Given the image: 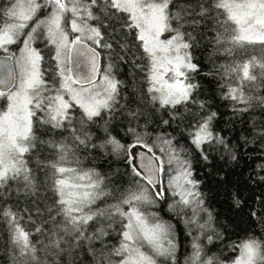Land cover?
Returning a JSON list of instances; mask_svg holds the SVG:
<instances>
[{
    "label": "snow or ice",
    "instance_id": "snow-or-ice-1",
    "mask_svg": "<svg viewBox=\"0 0 264 264\" xmlns=\"http://www.w3.org/2000/svg\"><path fill=\"white\" fill-rule=\"evenodd\" d=\"M220 107L250 126L226 134ZM213 154L250 161L215 169L246 228L208 205L193 156ZM180 224L183 264H264V0H0L8 264H180Z\"/></svg>",
    "mask_w": 264,
    "mask_h": 264
},
{
    "label": "trees",
    "instance_id": "trees-1",
    "mask_svg": "<svg viewBox=\"0 0 264 264\" xmlns=\"http://www.w3.org/2000/svg\"><path fill=\"white\" fill-rule=\"evenodd\" d=\"M198 56H202V58L207 61V53H198ZM106 62V61H105ZM116 74L117 78L124 82L125 84V92L131 91L134 87L137 86V81L139 80V76L133 71V65L131 62L127 63H118V66L113 70ZM135 77V79H134ZM202 87L205 90V95L211 96L214 93L213 86L210 83L201 81ZM224 101H218L216 106L223 105ZM220 111L224 113V116L221 118L219 127L225 129L226 134L228 135H239L241 130L250 126L249 124L244 123L245 119L248 117H240L239 115L233 116L230 109L228 107H220ZM160 118V115L157 114V119ZM166 118V117H165ZM231 121V123H229ZM233 125H235V130H233ZM155 127V124L152 125ZM171 131V129H169ZM174 135L179 138V129L173 133ZM250 161L247 159L242 160L241 164L238 168H234L231 164L224 166V162L220 161L219 158L213 154L212 156V163L210 166L205 167L203 162H197L195 155L193 156V165L196 168V174L198 177L203 181L201 188L202 191L206 193V199L208 202L209 207L214 209V211L219 215L220 221L223 224H229V219L235 222V224L239 225V228H246L248 227L246 222H242L240 217L237 215H233L232 212L229 210V202L224 200L222 189L219 187L217 180H218V173L215 169L218 166H223V171L228 173L227 179L231 182L236 181L237 179L243 180L244 177L247 176L248 171L251 169L248 167ZM119 169V172H117ZM104 171H108V165L104 166ZM244 170V176L241 177L239 175L240 171ZM125 171V167L116 161L112 163L111 166V174H113V179H116L120 173ZM126 179V178H125ZM260 189H256V194H259ZM251 193L247 190L244 191V196L247 197ZM24 207V205H21ZM235 229L233 225H229V232H232ZM177 242L179 244V249L177 252L178 259L180 264H183L185 254L190 251V242L189 238L184 234L183 225L180 224L177 226ZM5 243H6V231L2 225H0V264H8V255L5 252ZM211 247V246H209ZM83 259V257H80ZM87 264V261H85Z\"/></svg>",
    "mask_w": 264,
    "mask_h": 264
},
{
    "label": "rangeland",
    "instance_id": "rangeland-1",
    "mask_svg": "<svg viewBox=\"0 0 264 264\" xmlns=\"http://www.w3.org/2000/svg\"><path fill=\"white\" fill-rule=\"evenodd\" d=\"M136 151H138L139 150V148H137V149H135Z\"/></svg>",
    "mask_w": 264,
    "mask_h": 264
},
{
    "label": "water",
    "instance_id": "water-1",
    "mask_svg": "<svg viewBox=\"0 0 264 264\" xmlns=\"http://www.w3.org/2000/svg\"><path fill=\"white\" fill-rule=\"evenodd\" d=\"M142 149H139L138 151H141Z\"/></svg>",
    "mask_w": 264,
    "mask_h": 264
}]
</instances>
